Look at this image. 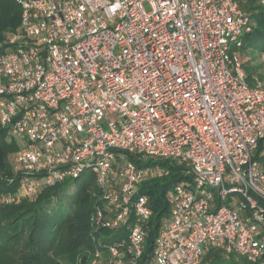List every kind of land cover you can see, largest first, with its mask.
<instances>
[{
	"label": "built area",
	"instance_id": "obj_1",
	"mask_svg": "<svg viewBox=\"0 0 264 264\" xmlns=\"http://www.w3.org/2000/svg\"><path fill=\"white\" fill-rule=\"evenodd\" d=\"M18 3L0 34V126L22 177L0 203L89 170L92 246L76 264H199L213 248L264 264V76L250 83L237 50L264 0ZM161 161L189 178L166 191L147 253L140 187L169 175Z\"/></svg>",
	"mask_w": 264,
	"mask_h": 264
},
{
	"label": "trees",
	"instance_id": "obj_2",
	"mask_svg": "<svg viewBox=\"0 0 264 264\" xmlns=\"http://www.w3.org/2000/svg\"><path fill=\"white\" fill-rule=\"evenodd\" d=\"M247 10L251 12L254 22L252 31L246 33L247 45L250 46L254 44V40L264 37V5L252 3L247 6ZM20 21L21 6L18 0H0V34L15 30ZM261 50L263 53L264 42L261 44ZM261 67L264 68V62ZM245 69L248 81L252 83L253 75L248 66L245 65ZM16 150L17 145L7 141L6 130L0 126L1 194L15 192L20 186L22 173H15L13 164L9 162V155ZM159 163L169 168V175L146 180L140 187V191L149 194L154 210L146 242L147 253L152 249L162 217L169 211L166 191L178 181L189 178L184 175L181 166L169 161ZM70 183L75 184L70 203L67 206L54 205V198ZM98 192L94 172L85 171L76 179H66L45 187L34 200L23 199L6 205L0 203V264H5L4 258L19 247L23 249L19 264H59L58 259L61 256H73L82 248L84 250L91 247L89 218ZM199 264L257 263L244 256L235 253L226 255L222 250L213 248Z\"/></svg>",
	"mask_w": 264,
	"mask_h": 264
},
{
	"label": "rangeland",
	"instance_id": "obj_3",
	"mask_svg": "<svg viewBox=\"0 0 264 264\" xmlns=\"http://www.w3.org/2000/svg\"><path fill=\"white\" fill-rule=\"evenodd\" d=\"M144 6L146 9L148 10L150 9L148 3H145ZM242 40L244 46L238 48L237 50L241 54V58L244 61V64L248 66L250 73L253 75V79L251 80V82L254 84L255 82L254 76H256L259 79L262 78V76H264V68L261 67L263 63L261 60V54H262L261 44L264 42V37L261 40H254V44L250 46L247 45L248 37L246 33L242 35ZM12 161H13V157L12 155H9V162L12 163ZM14 172L16 173L17 171L15 170ZM74 190H75V184L70 183L67 188L62 189L58 193V195L53 200V204L54 205L61 204L62 206H67L72 199V194ZM82 250L83 248L80 251H77V253H75L73 256L72 255L61 256L58 259L59 264H76L77 258L82 252ZM22 254H23V249L22 247H19L17 248L16 251L8 254L6 259L4 258V263L19 264L18 261L20 262V256H22Z\"/></svg>",
	"mask_w": 264,
	"mask_h": 264
}]
</instances>
